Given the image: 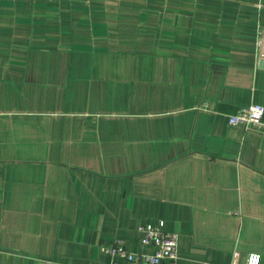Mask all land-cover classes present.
<instances>
[{
    "label": "crops",
    "instance_id": "0c3cea01",
    "mask_svg": "<svg viewBox=\"0 0 264 264\" xmlns=\"http://www.w3.org/2000/svg\"><path fill=\"white\" fill-rule=\"evenodd\" d=\"M264 0H0V264H264ZM117 264H130L116 259ZM165 264V263H164Z\"/></svg>",
    "mask_w": 264,
    "mask_h": 264
},
{
    "label": "built area",
    "instance_id": "2783aa9c",
    "mask_svg": "<svg viewBox=\"0 0 264 264\" xmlns=\"http://www.w3.org/2000/svg\"><path fill=\"white\" fill-rule=\"evenodd\" d=\"M228 125H241L244 129L262 131L264 129V107L260 104H251L237 107L227 115ZM140 243L151 245L152 254L140 251H130L124 247L120 239H113L112 243L101 249L110 257L109 264H117L116 259H123L130 264H175L177 254V233L167 232L163 220L153 224H144L137 227ZM261 255L249 252L244 264H260Z\"/></svg>",
    "mask_w": 264,
    "mask_h": 264
}]
</instances>
